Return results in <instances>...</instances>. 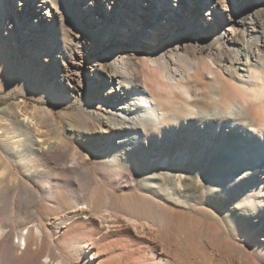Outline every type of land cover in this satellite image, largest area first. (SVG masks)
Here are the masks:
<instances>
[{
  "label": "bare ground",
  "instance_id": "obj_1",
  "mask_svg": "<svg viewBox=\"0 0 264 264\" xmlns=\"http://www.w3.org/2000/svg\"><path fill=\"white\" fill-rule=\"evenodd\" d=\"M90 1L99 3V16L88 12ZM240 1L248 5L257 0H231L232 4ZM17 2L18 7L10 10L6 0H0V29L13 27L16 39L23 45L30 40L34 48L53 35L57 5H63L71 23L85 33L92 28L93 39L108 42L114 39L106 30L114 8H119L118 24L126 21L129 8L139 7L143 13L141 6L148 5L140 6V0ZM222 4L221 0L209 1L205 24L218 27L212 12ZM177 10L163 15L174 18ZM230 10L226 7L223 12ZM254 17L247 27L243 21L231 24L220 35L226 43L214 44L215 51L208 56L220 55L223 47L234 53L218 68L237 83L250 81L242 95L257 101L256 105L241 101V96L227 95L218 99L217 107H200L186 99L180 106L174 100L180 99L179 93H187L182 83L194 76L193 66L171 75L160 53L155 60L141 62L143 83L139 85L125 55L115 53L91 66L93 81L82 107L60 117L67 121L64 131L69 130L68 135L61 133L57 118L43 109H18L21 115L12 114L13 122L4 120L0 154L10 161V168L0 172V264H264V235L260 236L264 223L258 222L251 232L254 235L247 236L239 224L228 225L227 214L214 199L223 196L230 177L261 173L264 178V139L244 133L246 127L264 129V40L259 46L262 51L253 46V41L264 37V24ZM224 19L232 21L231 17ZM142 33L137 31V37ZM239 34L247 38L240 39ZM52 46L56 58L69 52L65 44ZM75 86L82 84L77 81ZM232 114L236 123L224 129L228 140L224 149L250 147L249 158L239 160L243 153L232 154L211 166L199 152L193 155L191 142L167 135L182 131L181 116L191 126L207 128L218 120L226 123ZM156 116L158 121L153 122ZM44 123L50 125L47 132ZM73 142L87 145L95 169L86 160L90 155L72 148ZM221 149L209 157H217ZM188 155L190 161L178 165ZM195 158L201 162L194 163ZM243 160L247 164L240 165ZM93 170L104 184L115 188L91 183ZM236 204L262 215L264 181L255 178ZM241 243L249 249H242Z\"/></svg>",
  "mask_w": 264,
  "mask_h": 264
},
{
  "label": "rangeland",
  "instance_id": "obj_2",
  "mask_svg": "<svg viewBox=\"0 0 264 264\" xmlns=\"http://www.w3.org/2000/svg\"><path fill=\"white\" fill-rule=\"evenodd\" d=\"M209 1L211 0H140V6L143 2L148 4L141 6L144 12L141 13L139 7H131L126 11L128 16L126 21L118 24H115L119 9L116 7L112 11L113 18L106 27V30L112 32L114 37L109 42L105 39H93L92 28L88 27L86 30H90V33H85L71 23L63 5L56 6L59 16L56 15V19L54 18L53 35L47 36L44 45L40 44V47L34 48L35 45L30 40L26 45L21 44L16 39L18 35L13 30V27H1L0 125L4 124L6 120L7 122L9 120V122H13L12 114L21 115L18 109L32 110L37 108L39 110H47L53 114L59 122L61 133L68 135L70 131H64L67 121L60 117L73 114L79 107H82V103L87 98L89 83L93 81L90 74L91 66L96 60L104 59L106 54L113 58L115 53L118 56L121 54L125 55V59L128 60L130 65V71L132 70L138 77L137 79L140 80L138 82L139 85L143 83V66L141 62L152 58L155 60L160 53L163 54L164 60L168 64L167 70L170 71V74H173L175 70L185 71L193 66L195 70L194 76L189 81L182 83L187 93H179L180 99L176 98L174 100L180 106H183V101L186 99L191 102L195 101L196 105L200 107H217L215 103L218 99H223L227 95L241 96V101L244 102L246 100L256 105L257 101L249 100L245 95H242V93H246L243 88L251 86L250 81L244 79L245 85L237 83L230 79L229 75L224 73L222 69H219L226 59H230L234 53L227 51L223 47L219 52L220 55L217 54L216 57L210 58L208 52L215 51L214 44L226 43L223 38H220V35L223 31H227V28L231 24H235L236 21H243L247 27L251 23L249 18L255 16V20L264 24V0L249 1L248 5L241 4V1L240 3L232 4L231 0H221L225 5L222 4L218 10L212 12V17L219 23L218 27L208 26L204 22L207 16L206 12L209 11ZM6 3L10 10L18 7L17 0H6ZM226 7H232V10L228 12L229 14L223 12ZM173 8L174 10L178 9L174 13L175 17L165 18L163 12H169ZM88 12L99 16V3L90 1ZM225 14L227 15L225 16ZM139 17H142L143 20L139 19ZM224 17H231L232 21L229 22ZM47 18L50 19L49 17ZM158 19L161 21L157 22ZM133 24L134 26H132ZM185 26H188L187 30ZM112 27H114L113 31H111ZM154 28H157V31H154ZM139 30L143 33L137 37L136 32ZM100 34L101 36L105 35L104 29L100 30ZM65 38L67 41H64ZM239 38L246 39L247 36L239 34ZM262 40H264V37L253 41V46L260 49V51L263 50L262 47H259L262 44ZM63 43L67 49L69 48V54L67 53L59 58L54 57L50 51L51 47H53L52 45L64 46ZM77 81L82 84L81 88L75 86ZM106 82L107 80L104 79L102 85H106ZM262 98L264 101V93ZM158 101L161 104L165 103L163 99H158ZM192 111L195 113L194 109ZM193 117L196 120L198 119L197 116ZM151 119L153 122L158 121L157 116ZM180 119V126H183L182 131L178 129L174 133L168 134L167 132V135L171 138L179 139L180 142L186 140L191 142L192 144H188L192 147L193 155L199 152L201 159L208 160L211 166H215L221 160L224 161V158L227 160L228 156L232 154L238 156L243 153L244 155L242 154L243 156L239 159L241 160L249 158L252 153L250 147H240L236 150H229V152L224 149L227 147L228 141L224 137V134H226L224 129L225 127H231L230 124L236 123L235 115L233 114L230 115L226 123L223 120H218L207 128L206 126H201V124L191 126L183 116ZM223 123L225 126H221ZM44 126L43 130L47 132V129H50L49 123H44ZM236 127H241V125H236ZM244 133L254 137L259 136L260 140L264 139L263 128L253 130L250 127H246ZM1 134L2 132L0 131ZM218 144L219 146L217 147ZM221 144H223V147ZM70 146L77 148L84 155L89 154L90 157L86 159L89 167L91 169L97 167L86 144L73 142ZM221 148L223 151L217 157H209L211 153H216ZM190 159L191 156L188 155L187 161H179L178 165H186ZM201 159L198 158L197 160L195 158L193 162H201ZM262 159L264 161V158ZM247 162L245 163L244 160L240 161V165L247 164ZM9 163L10 161L0 154V172L7 171L10 168ZM254 163L244 167H251ZM165 164L167 165V162ZM17 169L15 165L14 171ZM260 175L261 173L254 175V177L252 174L242 175L238 178L230 177L225 181L227 186L223 196L214 198L217 201L216 203L221 205L225 214H227L228 225L239 224L247 236L248 234L252 236L253 233L251 232L258 222L264 223L262 220L264 213L257 216V214L253 213L251 207L237 206L236 203L240 195L255 181V178L264 181V178ZM137 177L139 178L140 175H137ZM90 181L108 190L115 188V185L110 187L107 186V183L104 184L95 170L90 174ZM26 182L29 183V180ZM117 191L122 193L121 189ZM37 192L41 193L42 188L37 187ZM263 235L264 233H260V236ZM241 247L242 249H249L246 243H241ZM260 257L263 256L261 255Z\"/></svg>",
  "mask_w": 264,
  "mask_h": 264
}]
</instances>
